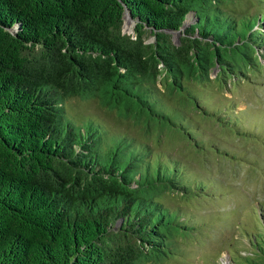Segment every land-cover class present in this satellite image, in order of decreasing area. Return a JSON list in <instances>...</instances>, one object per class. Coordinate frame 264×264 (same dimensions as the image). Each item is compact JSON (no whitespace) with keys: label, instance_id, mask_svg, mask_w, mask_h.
I'll use <instances>...</instances> for the list:
<instances>
[{"label":"trees","instance_id":"obj_1","mask_svg":"<svg viewBox=\"0 0 264 264\" xmlns=\"http://www.w3.org/2000/svg\"><path fill=\"white\" fill-rule=\"evenodd\" d=\"M263 71L264 0H0V264L186 256L182 239L211 221L165 198L213 197L218 181L154 137L238 159L198 116L259 141L205 93ZM72 98L97 100L127 129L77 118ZM262 226L244 228L245 264H264Z\"/></svg>","mask_w":264,"mask_h":264},{"label":"rangeland","instance_id":"obj_2","mask_svg":"<svg viewBox=\"0 0 264 264\" xmlns=\"http://www.w3.org/2000/svg\"><path fill=\"white\" fill-rule=\"evenodd\" d=\"M237 7L243 9L244 5L238 3ZM252 9L255 11V6ZM134 26L135 19L131 15L129 17L127 11L123 29L134 35ZM172 37L178 42L179 31H173ZM152 39L151 35L147 37V40ZM215 74L216 69L212 76ZM256 75L258 79H254V83L240 79L224 89L211 87L205 94L212 105L230 110L234 108L232 113L238 112L237 118L249 127L251 133L259 136V141L245 135L241 136L243 139L236 138L234 133L218 123L198 116L206 134L219 136L232 154L237 153L238 159L234 156L224 160L211 152L197 153L189 141L179 136L170 138L164 133L160 143L154 137L153 146L172 149L195 160L194 167L218 181V190L213 197L185 199L174 195L165 198L167 203L185 205L184 208L199 219L206 216L211 222L208 221V225L193 237L182 239L190 250L186 256L171 257L162 264H245L242 257L251 254L252 239L246 236L244 228L260 231L264 222V71ZM67 109L77 118L91 116L107 123L110 129H127V125L102 108L95 99L72 98L67 102ZM233 251L239 255H234Z\"/></svg>","mask_w":264,"mask_h":264},{"label":"water","instance_id":"obj_3","mask_svg":"<svg viewBox=\"0 0 264 264\" xmlns=\"http://www.w3.org/2000/svg\"><path fill=\"white\" fill-rule=\"evenodd\" d=\"M129 13V12H128ZM129 17H130V14H129Z\"/></svg>","mask_w":264,"mask_h":264}]
</instances>
